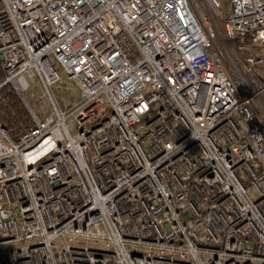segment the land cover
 <instances>
[{"label":"built area","instance_id":"obj_1","mask_svg":"<svg viewBox=\"0 0 264 264\" xmlns=\"http://www.w3.org/2000/svg\"><path fill=\"white\" fill-rule=\"evenodd\" d=\"M0 69V264H264V0H0Z\"/></svg>","mask_w":264,"mask_h":264},{"label":"trees","instance_id":"obj_2","mask_svg":"<svg viewBox=\"0 0 264 264\" xmlns=\"http://www.w3.org/2000/svg\"><path fill=\"white\" fill-rule=\"evenodd\" d=\"M3 78L4 74L0 69V82ZM2 93L0 122L13 137H19L23 129L32 124V120L19 96L12 88L6 87Z\"/></svg>","mask_w":264,"mask_h":264},{"label":"rangeland","instance_id":"obj_3","mask_svg":"<svg viewBox=\"0 0 264 264\" xmlns=\"http://www.w3.org/2000/svg\"><path fill=\"white\" fill-rule=\"evenodd\" d=\"M52 61L55 64L56 68L58 69L63 79L61 83H58L53 87L54 96L56 100L58 101V103L63 107V109H66V108L69 109L71 106H73V104L76 101L79 100L77 87L73 82L69 81L67 74L64 71L60 70L59 65L57 64L54 58H52ZM30 81H31L32 88L28 91L27 96L34 93L35 96L31 98L30 101L31 102L35 101L34 103L37 106L39 104H43V101L40 100V97L42 94L41 88L37 85V82L35 79H31ZM44 102L46 101L44 100ZM67 122L70 125V130L72 134H74L75 133L74 117L70 116Z\"/></svg>","mask_w":264,"mask_h":264}]
</instances>
